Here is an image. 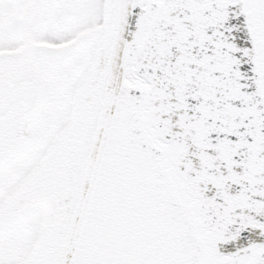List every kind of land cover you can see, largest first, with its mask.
<instances>
[{
  "label": "snow or ice",
  "instance_id": "6c2138e0",
  "mask_svg": "<svg viewBox=\"0 0 264 264\" xmlns=\"http://www.w3.org/2000/svg\"><path fill=\"white\" fill-rule=\"evenodd\" d=\"M0 264H264V0H0Z\"/></svg>",
  "mask_w": 264,
  "mask_h": 264
}]
</instances>
